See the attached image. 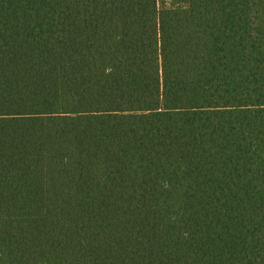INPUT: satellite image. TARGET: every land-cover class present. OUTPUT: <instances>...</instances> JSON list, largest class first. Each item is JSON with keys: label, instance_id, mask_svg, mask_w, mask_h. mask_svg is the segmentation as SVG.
<instances>
[{"label": "trees", "instance_id": "16d2710c", "mask_svg": "<svg viewBox=\"0 0 264 264\" xmlns=\"http://www.w3.org/2000/svg\"><path fill=\"white\" fill-rule=\"evenodd\" d=\"M0 264H264V0H0Z\"/></svg>", "mask_w": 264, "mask_h": 264}]
</instances>
